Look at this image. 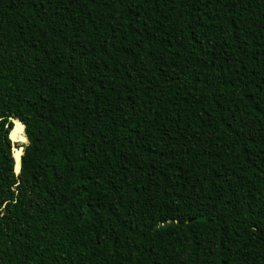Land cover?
<instances>
[{
    "label": "trees",
    "instance_id": "16d2710c",
    "mask_svg": "<svg viewBox=\"0 0 264 264\" xmlns=\"http://www.w3.org/2000/svg\"><path fill=\"white\" fill-rule=\"evenodd\" d=\"M0 264H264V0H0Z\"/></svg>",
    "mask_w": 264,
    "mask_h": 264
},
{
    "label": "water",
    "instance_id": "95a60500",
    "mask_svg": "<svg viewBox=\"0 0 264 264\" xmlns=\"http://www.w3.org/2000/svg\"><path fill=\"white\" fill-rule=\"evenodd\" d=\"M10 121L12 123V127L8 133V138L11 142V156H12V170L14 174H18L19 168H20V156L23 151V147L21 144L27 142V138L25 136V131H24V124L17 118H10ZM14 124H17L19 127L18 130L20 131V134L17 135L16 137L13 135L14 134Z\"/></svg>",
    "mask_w": 264,
    "mask_h": 264
},
{
    "label": "bare ground",
    "instance_id": "6f19581e",
    "mask_svg": "<svg viewBox=\"0 0 264 264\" xmlns=\"http://www.w3.org/2000/svg\"><path fill=\"white\" fill-rule=\"evenodd\" d=\"M14 128H15L14 129L15 131H14V134L13 135L16 137V134L18 133L17 135H19L20 134V131L18 130L19 127L17 126V124H14Z\"/></svg>",
    "mask_w": 264,
    "mask_h": 264
}]
</instances>
